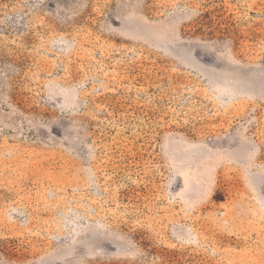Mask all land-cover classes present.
<instances>
[{
    "label": "rangeland",
    "instance_id": "rangeland-1",
    "mask_svg": "<svg viewBox=\"0 0 264 264\" xmlns=\"http://www.w3.org/2000/svg\"><path fill=\"white\" fill-rule=\"evenodd\" d=\"M0 264H264V0H0Z\"/></svg>",
    "mask_w": 264,
    "mask_h": 264
}]
</instances>
